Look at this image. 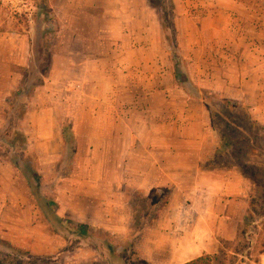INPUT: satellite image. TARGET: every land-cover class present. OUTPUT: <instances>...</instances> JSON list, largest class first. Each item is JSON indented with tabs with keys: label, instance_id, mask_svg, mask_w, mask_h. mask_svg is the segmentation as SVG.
<instances>
[{
	"label": "rangeland",
	"instance_id": "rangeland-1",
	"mask_svg": "<svg viewBox=\"0 0 264 264\" xmlns=\"http://www.w3.org/2000/svg\"><path fill=\"white\" fill-rule=\"evenodd\" d=\"M232 1L225 7L229 17L223 19L229 31L226 29V34L218 37L222 47L231 49L234 39L240 44L235 56L244 51L242 60L249 64L264 63V0ZM148 6L158 12L164 30L165 53L160 56L170 63L175 85L191 90L181 76H186L181 68L187 63L180 48L184 37L178 31L171 0H149ZM95 11L91 8L86 12L92 17ZM72 12L70 0H0V240L13 241V246L22 250V258L17 259L15 252L0 243V264H108L113 262L108 257L110 249L124 264H145L137 259L138 243L148 229L146 225L152 226L161 215V207L170 196L169 187L154 191L149 202L140 193L127 190L130 213L125 206V212L119 214L126 223L135 216L134 227L127 231L90 227L79 237L76 234L79 222L69 219L68 230L57 234L26 193V180L13 164L17 158L21 167L26 163L32 165L42 193L53 200L58 197L60 204L54 201L55 207L63 211L70 208V186L87 193L93 191L89 187L93 184L85 183L88 187L77 184L87 181L84 177L88 178L90 173L91 182L94 181L98 173L95 162L86 163L88 158L104 159L100 172L114 175L116 160L124 146L115 148V134L101 133L94 126L114 123L113 96L110 101L102 99L107 92L105 76L115 77L112 64L120 56L108 51L110 44H114L96 31L98 27L107 29L110 21H73ZM81 24L89 31L88 36H80L88 51L81 50L78 38L73 35L72 30L81 28ZM238 27L245 31L244 38L232 35L231 30ZM257 46L262 48L261 53L251 48ZM108 92L114 94L113 89ZM123 92L132 94L134 89ZM85 97H90L88 103L100 111V117L83 115ZM202 97L220 140L216 159L244 178L248 193L247 204L242 207L243 212L239 211L243 214L234 238H229L232 210L219 214L218 218L213 216L220 234L217 250L209 255L214 257V264H264V106H259L261 114L256 115L252 106L242 102L221 99L207 91L202 92ZM132 102L124 99L123 111L133 108ZM153 103L156 105L157 100ZM73 120L78 136L82 137L77 154L72 148ZM102 138L110 139L113 146L105 152L106 157L100 156L97 148L94 152L88 149V144L98 147ZM4 160L10 164L6 165ZM90 167L94 170L88 173ZM76 206L84 205L78 202ZM195 215L199 231L206 235L211 225L209 214L191 213L193 218ZM169 217L174 218L173 214ZM161 239L160 235L156 242ZM151 250L160 264L166 263V246L156 243Z\"/></svg>",
	"mask_w": 264,
	"mask_h": 264
},
{
	"label": "crops",
	"instance_id": "crops-1",
	"mask_svg": "<svg viewBox=\"0 0 264 264\" xmlns=\"http://www.w3.org/2000/svg\"><path fill=\"white\" fill-rule=\"evenodd\" d=\"M205 1L171 0L178 31L184 37L180 48L187 63L181 68L186 76H181L191 88L187 90L175 85L170 63L160 56L165 53L164 30L158 12L148 6L149 0H70L71 20L111 22L107 29L98 27L96 31L114 44H110L108 51L120 56L112 64L116 72L114 80L111 75L105 76L107 92L102 99L110 101L113 96L115 119L112 126L96 124L94 130L114 133L115 148L118 145L124 148L118 151L114 175L100 172L104 159L88 158L87 164L95 162L98 166L94 181L91 182L90 173L94 169L90 167L88 178L84 177L87 181L77 183L70 179V182L84 187H88L85 183L93 184L89 186L93 191L87 193L70 186V208L64 211L59 208L56 212L91 227L127 231L134 227L133 218L126 223L123 215L122 219L119 216L125 212V206L130 213L127 190L148 196L155 189L169 187L170 196L161 207V215L152 226L146 225L148 229L141 234L138 243L141 258L150 264H160L151 250L156 243H162L168 250L164 264H182L202 254L214 253L220 231L213 216L218 218L219 214L232 210L229 236L232 239L237 234L242 207L247 204L244 178L233 167L220 165L216 159L220 140L211 126L202 92L250 105L252 111L260 115L259 106H264V63H247L241 59L244 51L239 57L234 55L240 50V44L234 39L228 50L218 39L226 34V29L229 31L223 19L229 17L225 7L234 1ZM91 8L97 10L92 17L86 12ZM72 31L81 50L88 51L80 36H88L89 31L84 25ZM231 31L234 37H243L245 33L239 27ZM244 48L246 50L245 45ZM251 48L257 53L262 51L259 46ZM110 89L114 94L108 92ZM127 89H134V93H124ZM124 99H131L133 108L123 111ZM90 100V97L83 99V115L100 117V111L89 105ZM70 127L77 154L82 137L78 136L74 120ZM100 140L98 147L88 144V149L94 152L97 148L100 156L106 157L105 152L113 147L112 142L105 138ZM27 192L31 198L28 189ZM54 201L60 204L58 197ZM78 202L84 206L78 208ZM235 205L237 208L232 207ZM200 212L210 216L211 225L208 223L206 235L199 231L196 215L191 216ZM160 235L162 241L156 242Z\"/></svg>",
	"mask_w": 264,
	"mask_h": 264
},
{
	"label": "trees",
	"instance_id": "trees-1",
	"mask_svg": "<svg viewBox=\"0 0 264 264\" xmlns=\"http://www.w3.org/2000/svg\"><path fill=\"white\" fill-rule=\"evenodd\" d=\"M169 5L171 6V4H169ZM70 131L72 132V134L74 136L73 131L71 129H70ZM61 135H62V137L65 135L64 129L61 130ZM72 148H73V152H75L74 151L75 150V136H74V144H73ZM13 164L17 169H19V171L21 172V174L25 178L26 183H27V187H28V191L31 195V198H32L34 204L39 209V211H40L41 215L43 216V218L45 219V221L49 224V226L57 234H64L65 231L68 230V227L66 224L69 221V218L60 216L56 212L54 200L48 196H45L42 193L39 176H38L37 172L33 170L32 165H30L29 163H26L21 167L18 163L17 158L13 160ZM154 191L161 192L162 190H156L155 189L148 196H142L143 198H145V202H149V198L152 199L151 196H153ZM160 204H161V202H160ZM160 204L158 205L159 207H160ZM134 217H133V220L135 221ZM90 227L91 226H89V225L79 223L77 226V228L79 230L76 232V234L79 237H82L84 235L83 232ZM70 233H73V231L70 230ZM0 241H1L0 243H2L3 245H5L6 247H8L9 249H11L13 252H15L17 254V256L19 257L17 259L22 258V256H21L22 250L21 249L11 245L9 242H7L5 240H0ZM108 257L111 260H113V262H114L113 263L110 261V262H108V264H124V262H122L119 259V256L117 254H115L111 249H110V251H108ZM137 259L139 261L144 262L145 264H150L149 262L142 259L140 255L137 256ZM182 264H214V257L209 255V254H202V255L197 256V257H195V258H193L187 262H184Z\"/></svg>",
	"mask_w": 264,
	"mask_h": 264
}]
</instances>
